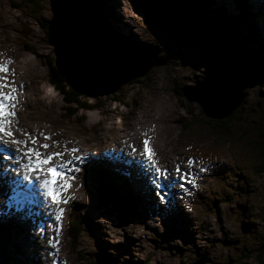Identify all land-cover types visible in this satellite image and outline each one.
Instances as JSON below:
<instances>
[{"label":"rangeland","instance_id":"1","mask_svg":"<svg viewBox=\"0 0 264 264\" xmlns=\"http://www.w3.org/2000/svg\"><path fill=\"white\" fill-rule=\"evenodd\" d=\"M98 1L103 4L108 35L127 39L134 50L152 47L144 59L143 53H136L138 57L131 58L134 63L139 58L145 62L157 48L159 55L167 56L166 64L150 67L112 93H80L86 108L67 114L61 94L49 81L47 63L55 67L57 57L48 41L49 1L0 0V44L5 46L6 42L12 48L18 67L34 85L33 113L25 123L44 126L34 128L42 137L51 132H42L49 126L64 125L82 143L96 134L104 135L102 142H107L119 137L123 129L126 137L118 141L119 146L126 141L144 147V141L155 135L159 143L153 157L156 166L164 169L163 157H171L173 165L182 160L184 170L177 166L187 175L183 188L180 180H174L172 185L162 182L164 187L158 192L156 184L150 183V191L145 193L141 188L136 191L130 172L120 169L119 164L111 163L115 167L111 168L103 157L90 158L79 169L88 185L78 197L90 202L82 216L75 214L81 233L70 242L65 216L61 222L62 249L54 256L63 264H264V83L247 88L229 118H209L197 102L188 101L177 91L196 85L205 76L207 64L193 46L171 45L169 36L150 20L144 6L152 10L157 0ZM169 1L167 9L162 7L165 11L193 14L209 24H227L225 18H215L217 12L234 18L237 23L233 26L239 38L243 36L245 46L264 56V13H255L250 0ZM77 79L84 84L94 78ZM88 83L90 88L86 89L92 93L105 81ZM136 167L139 171H132L145 183L150 174ZM129 189L136 191L134 196ZM78 209L79 205L74 206L76 211L66 207L73 214ZM24 233L19 225L0 222V264H35L36 260L48 264L43 261L46 254L42 256L41 244L25 245L24 252L14 241ZM43 249L47 250L45 245Z\"/></svg>","mask_w":264,"mask_h":264},{"label":"water","instance_id":"2","mask_svg":"<svg viewBox=\"0 0 264 264\" xmlns=\"http://www.w3.org/2000/svg\"><path fill=\"white\" fill-rule=\"evenodd\" d=\"M48 1L52 17L46 27L48 41L57 55L55 67L78 93L109 94L143 75L150 67L166 64L167 56L159 55L160 49L157 48L145 62L139 58L134 63L131 58L143 53L141 57L144 59L152 47L143 46L144 49L140 50L136 47L134 50L130 47L135 46L127 39L108 35L109 27L97 0ZM157 2L152 10L144 6L143 11L150 20L169 36L171 45L193 46L202 53L207 64L205 76L196 81V85L184 86L183 96L188 101L197 102L207 117L230 116L245 97L247 88L264 83V56L247 48L227 24L218 21L209 24L193 14L165 11L162 7L167 9L170 1ZM54 29L58 31L53 32ZM60 33L63 34L59 36ZM177 55L184 58L182 53L177 52ZM188 64L192 65L191 62ZM136 66L138 70L134 69ZM77 76L94 79L81 84ZM100 79L105 83L100 84ZM89 81H96L103 87L90 93L86 89L90 88Z\"/></svg>","mask_w":264,"mask_h":264},{"label":"bare ground","instance_id":"3","mask_svg":"<svg viewBox=\"0 0 264 264\" xmlns=\"http://www.w3.org/2000/svg\"><path fill=\"white\" fill-rule=\"evenodd\" d=\"M250 1H251L250 5H252V7L254 8L255 13L261 14L262 11L264 13V0H250ZM260 6H262V8ZM7 46L8 44L6 42H5V46L4 43L0 44V65H4L5 68V71H0V76L6 75L8 78L7 82L13 84L15 87V91L13 93L15 99L10 100L8 102L9 110L14 112V115L10 117V124L7 125L8 129L12 133L11 138L17 140H23L26 142L27 146L39 147L40 145L46 144L47 145L46 149L40 148V151L42 153L60 154L59 156L54 157L51 163L67 164L68 167L70 168L80 169L81 166L82 167L85 166L86 164L85 162L88 161L90 158H92V160H96L99 157H103L105 161L109 162V164H106V166L115 168L114 166H118L119 164L120 166L118 167L120 169L124 170L125 172L127 171V173L128 171L130 172V176L132 177L133 182L136 184L135 185L136 191H138L141 188L143 192L149 193L150 186L148 184L154 183V181L156 180L155 169L147 161L144 155L140 156L137 154L138 151H141V153H143L144 147H141L138 144L136 145L132 143L129 144L126 141L120 142L121 147L119 146L118 141L126 137L125 135H123V133H125L123 129L119 130L121 134L119 137L107 139V142H102V140L104 139L103 138L104 135L96 134L91 138V140L88 139L86 143H82L78 140L77 137H74L70 132L71 130L68 131L64 127V125L57 128H53L49 126L48 127L49 130H42V132L43 133L45 131H51V132L48 133L46 132L44 134L45 136L42 137L40 136L41 133L36 131L34 128L40 129L44 126H38L39 127L38 128L36 126L33 127L25 123L24 119L27 120L29 118V115L33 113V108L30 102L34 99V94L32 93V89L34 88V85H32V79L29 81L28 75H26L25 72L23 73L20 70L17 63V57L14 54V51L12 50V48H9ZM258 53L262 55V53L260 52ZM8 90L9 89H5V91ZM39 108H40V104H39ZM103 134H105V132ZM33 137L35 138V143H32ZM5 139H9V138L0 135V149H3L2 145H5L3 143ZM158 144L159 143L156 141L155 135L151 137V139L148 141V146L152 154V157H155V154L158 152L159 149ZM5 147H7L9 150H14L15 148V146L11 145L10 143L8 145H5ZM20 147H21V151L23 152L25 150V146L22 145ZM4 153H8V155L11 154V152L0 151V157ZM3 157L4 156L0 158V222L4 220H8L12 222L13 225H19L20 229L25 232L24 233L25 241L23 235H21L20 237L18 236L17 239H14V241L18 245H20V247L24 252H27L24 250L25 248L23 247L25 245L27 247H30L32 244H34L35 246L41 244L42 245L41 254L42 256L46 254V258L43 256L44 262L47 261L48 264H63L62 259L56 258L54 254H58L59 252L57 251H59V249L63 245L61 222H63L65 216H68V213L70 212L66 210V207L68 206L69 210L71 211H76L74 210V206L79 205L78 211L74 212V214L76 213L78 214L79 212V215L82 216L81 213H84L86 209V204L90 203L88 200L84 199L83 196L82 198L78 197L79 192L85 190V185H88L87 182L83 181L84 179H83V175H81L82 173L80 172V170L75 171L73 174L74 178L71 179L69 182L70 187L61 192L62 200H67V203L62 202L58 205L60 208L63 209V213L59 222L60 223L59 232L57 233L56 222L54 219L55 209L57 205L52 204L50 200L46 201L45 198L43 197L42 192L40 195L36 197L34 202L29 203L28 201H25L23 203V206L21 207H18L15 204V202L12 200L14 192L17 190L24 191L25 189L23 188V185L27 182H24L22 180V177L25 173L23 169L20 168L19 164H17L15 167H10L11 162L5 161ZM156 157L160 158L159 155ZM163 159L165 160L164 169L163 168L160 169L162 170V172L164 170L167 171V179H164L162 176L161 182L172 185L174 180L179 181V176L176 174L177 165H180V167L183 170L186 165L184 166L183 164H180L182 160H175L176 162L173 165L174 161L172 160L171 157H163ZM2 162L9 164L7 165L2 164ZM21 162H26V161H24L23 158H21ZM115 163L117 164L115 165ZM134 164L139 167L140 172L146 175L150 174L148 177L146 176V178L144 179L145 183H143L142 180L137 177L135 172L132 171L133 169L139 171ZM18 176L20 178L19 184L17 183ZM32 176L34 179L35 178L34 174H32ZM139 176L144 178V175L143 176L139 175ZM186 182L189 183V180H187ZM75 184L77 185V187L75 186ZM118 184L121 188H125L124 184L117 183L115 185ZM145 184H147L148 186ZM37 187H39L38 182H37ZM129 191L133 193L131 194L132 196L135 195L134 194V192H136L135 190L129 189ZM65 220H67V218ZM98 228L100 227L98 226ZM43 245L46 246L47 248L46 251H44ZM47 255H49L51 259H47L48 258ZM35 264H39V262L36 260Z\"/></svg>","mask_w":264,"mask_h":264},{"label":"snow or ice","instance_id":"4","mask_svg":"<svg viewBox=\"0 0 264 264\" xmlns=\"http://www.w3.org/2000/svg\"><path fill=\"white\" fill-rule=\"evenodd\" d=\"M0 71H5L4 65H0ZM7 76H0V135L8 137L3 143L8 145H14V150H9L7 147L0 149V151L11 152L10 155H4L3 159L5 161H10V167H15L19 164L20 168L23 169L24 175L22 180L27 182L23 185L24 191H15L12 197V200L18 207L23 206L25 201L29 203L34 202L38 195L43 194L45 200H50L52 204L57 205L55 209L54 219L56 222V231L59 232L60 228V219L63 213V209L58 205L60 203H67V200H62L61 192L70 187V180L74 178V172L78 171V168H70L67 164H53L51 163L54 157L59 156V153H42L40 148H47V145H40L39 147L27 146L26 142L23 140H17L12 137L11 131L8 129L7 125L10 124V117L14 115V112L9 110L8 102L14 100L13 95L15 87L13 84L8 83ZM5 89H9L5 91ZM32 143H35V138H32ZM25 146V150L22 152L20 146ZM75 151V150H73ZM143 155L147 161L155 169L156 184L158 192L163 189L164 185L161 182V177L167 179V171L162 170L156 166V162L152 157L150 152L148 141H144V151ZM23 158L26 162H21ZM191 163V161H190ZM179 174V180L181 183V188L184 187L185 176L187 174L180 171L179 166L176 169ZM201 172L204 171V168L200 169ZM42 173V175H41ZM32 174H34V179ZM37 182L39 187H37ZM17 183H20V178L18 176ZM161 199L166 201L167 197L161 195Z\"/></svg>","mask_w":264,"mask_h":264},{"label":"trees","instance_id":"5","mask_svg":"<svg viewBox=\"0 0 264 264\" xmlns=\"http://www.w3.org/2000/svg\"><path fill=\"white\" fill-rule=\"evenodd\" d=\"M215 18H225L227 25L238 32V29H236L233 26L234 23H237V21L234 18H231V17L226 18L225 15H223L222 13H218V12H217V15L215 16ZM241 37H243V36H241ZM25 49L30 50V48H25ZM35 53H36V56L38 57V59H40L41 58L40 54H38L37 52H35ZM47 66H48V71H49V81L52 84V86L55 88V90L59 94H61L62 100L65 103L64 107H63L64 111H66L67 114H73L77 111V109L79 107L80 108L81 107L86 108L85 103L81 99L80 93H78L76 90H74L72 87H70L65 82L64 78L60 75V72L57 70V68L54 67L53 63L49 62V63H47ZM177 91H178L179 95H182V90H181V92H180V90H177ZM230 116H228V118ZM224 118H227V117H224ZM213 119H216V118H213ZM77 219L75 218V214H73L71 212L68 213L65 229H66V233L70 239V242L76 240L78 235L81 233V225ZM68 221H70V222H68ZM69 247L73 249L71 244H69ZM257 257H259V255H257Z\"/></svg>","mask_w":264,"mask_h":264}]
</instances>
